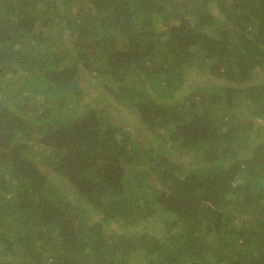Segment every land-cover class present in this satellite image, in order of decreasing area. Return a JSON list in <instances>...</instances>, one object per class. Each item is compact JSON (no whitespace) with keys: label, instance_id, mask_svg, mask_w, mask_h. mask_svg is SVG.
Here are the masks:
<instances>
[{"label":"trees","instance_id":"obj_1","mask_svg":"<svg viewBox=\"0 0 264 264\" xmlns=\"http://www.w3.org/2000/svg\"><path fill=\"white\" fill-rule=\"evenodd\" d=\"M0 264H264V0H0Z\"/></svg>","mask_w":264,"mask_h":264},{"label":"rangeland","instance_id":"obj_2","mask_svg":"<svg viewBox=\"0 0 264 264\" xmlns=\"http://www.w3.org/2000/svg\"><path fill=\"white\" fill-rule=\"evenodd\" d=\"M113 114L116 116V119H118V121H120V119L118 118L119 115L122 114V112H119V110H117L116 108L113 109ZM132 129H134V126L132 127Z\"/></svg>","mask_w":264,"mask_h":264}]
</instances>
